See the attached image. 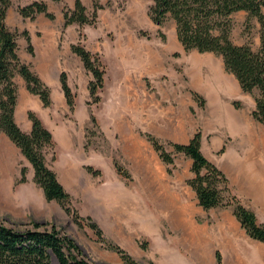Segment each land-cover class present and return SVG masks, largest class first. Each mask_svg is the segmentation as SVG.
<instances>
[{"label":"rangeland","instance_id":"374dc122","mask_svg":"<svg viewBox=\"0 0 264 264\" xmlns=\"http://www.w3.org/2000/svg\"><path fill=\"white\" fill-rule=\"evenodd\" d=\"M31 1L9 0L5 24L17 34L19 59L49 89L57 85V74L62 71L60 58L68 43L77 40L78 32L83 35V45L88 50L90 36L95 32L101 31L106 39L97 52L104 74L102 88L96 92V103L90 102L86 89L90 74L82 65L73 69L75 76L70 77L68 84L74 95L72 110L67 105L62 110L41 107L37 96L26 90L23 79L18 75L13 78L16 87L13 116L17 125H21L28 110L35 115L39 112L38 117L42 114L50 121L59 140L79 144L75 175L62 181L70 195V205L79 215L89 216L98 225L102 238L137 264H264V245L245 235L231 207L204 210L197 205L193 191L186 184L192 175L190 160L174 153L170 146V143H185L198 131L202 153L221 171L233 157L264 158V128L251 119L250 112L247 116L254 123L255 134L239 132L228 124L232 118L240 121L235 113L240 112L237 109L241 105L239 108L231 105L236 111H229L215 104L217 95L222 97L232 82L236 84L223 70L220 57L208 52L184 51L175 38L172 20L160 25L150 21L147 10L151 0H96L102 9L97 11L93 29L86 32L87 46L80 28L88 25L75 30L61 26L62 8L72 4L65 0H39L46 4L53 19L42 14L32 19L21 17L16 7ZM91 1L82 2L87 12ZM245 18L244 12L233 14L230 38L235 44L247 39L255 49L258 23L249 17L245 28ZM22 31L28 35L31 52ZM147 50L156 57L148 56ZM48 56L52 62L49 68L47 63L41 70L40 63L48 62ZM39 70L48 71L49 80ZM198 80L201 83L195 84ZM193 92L199 99L193 98ZM255 93L249 94L252 100ZM25 97L36 105L32 101L26 104ZM55 131H52L54 137ZM143 133L155 137L171 153L172 165L160 161ZM54 140L56 162H47L52 167L62 160L60 144L56 137ZM253 141L256 148L251 144ZM239 142L243 143L242 148H236ZM113 160L127 171L130 179L115 173ZM6 163L0 159V190L6 187L9 193L6 204L0 197L1 224L15 231L30 229L32 222L44 225L41 229L54 225L74 242L88 264H120L116 253L97 242L86 226L78 229L57 202L53 201L57 209L47 204L48 201L36 208L26 203L25 200L35 197L33 191L21 187L37 185L32 178L25 177L26 167L18 157L13 165ZM86 166L98 173L92 175L85 170ZM171 166V173L167 174L166 168ZM21 167H24V182H18ZM227 168L229 178L225 176L231 192L255 213L258 222H264L262 207L250 205L242 197L243 189L235 180L234 168L231 164ZM7 174H10L8 183L4 180ZM25 191L32 198L25 197L29 194ZM189 225L194 228L192 234Z\"/></svg>","mask_w":264,"mask_h":264},{"label":"trees","instance_id":"16d2710c","mask_svg":"<svg viewBox=\"0 0 264 264\" xmlns=\"http://www.w3.org/2000/svg\"><path fill=\"white\" fill-rule=\"evenodd\" d=\"M58 2L60 0H51ZM9 0H0V132L5 134L19 150L32 168V181L42 190L45 201L54 200L78 229L86 226L95 240L103 243L105 249L119 256L120 264H137L129 255L117 246L102 238L98 225L89 217L81 216L70 205V195L57 180L55 172L45 160L50 152L53 159V140L51 133L42 125L34 112L28 110L26 118L30 122L28 132L22 131L14 120L16 87L13 78L18 75L25 82L26 90L36 95L42 107L51 103L49 87L23 63L18 56L14 31L5 24V14ZM102 5L91 1V9L86 11L80 0H73L71 7L62 8V28L75 24L92 26L96 22L97 11ZM17 13L32 19L38 14L53 19L43 1L33 0L16 7ZM243 11L247 19L255 18L258 23V46L253 49L246 39L235 44L230 38L232 14ZM150 21L155 25L170 19L174 25V35L184 51L195 50L199 53H212L221 59L223 70L230 74L243 93L253 95L251 118L264 128V0H151L147 10ZM31 52L26 31H22ZM83 35L78 32L75 42L69 44V50L76 55L85 71L90 74L86 89L91 103L98 101L97 90L102 88L104 69L97 52H90L83 45ZM59 87L69 110L73 108V97L63 71L58 74ZM193 98L199 99L195 92ZM239 108L238 101L231 102ZM91 121L93 117L90 116ZM150 143L158 158L165 165H172V155L165 151L155 137L142 134ZM174 153H181L190 160L191 177L186 184L193 191L197 205L202 209L231 207L232 215L245 235L264 245V222H258L255 213L246 207L231 192L224 173L209 161L200 151V134L195 131L185 143H170ZM114 171L124 179H130L126 170L113 160ZM171 167L166 168L167 174ZM92 175L98 173L86 166ZM24 167L19 169L18 182H24ZM31 223L30 229L15 231L0 223V264H88L74 242L58 227ZM215 260L218 257L215 254Z\"/></svg>","mask_w":264,"mask_h":264},{"label":"crops","instance_id":"0c3cea01","mask_svg":"<svg viewBox=\"0 0 264 264\" xmlns=\"http://www.w3.org/2000/svg\"><path fill=\"white\" fill-rule=\"evenodd\" d=\"M65 1L67 2V4L73 3V0H65ZM80 1H81V3L84 2V0H80ZM241 12H243V11H241ZM233 14H232V17H233ZM71 27H73L74 30H75V28H77V26H75L74 24H71V25L67 26L65 28V30H67ZM91 29H93L92 26L91 27L85 26L84 28H82V27L80 28L81 32H83L85 35L84 43L88 39L86 36V34H87L86 32H88L89 30L91 31ZM105 40L106 39L103 37V34L101 31H100V33L95 32L94 34H92L90 36V39H89V42H91L89 51L99 52L100 51V45ZM70 43H72V42H70ZM70 43H68L67 49H65V51H63L62 58H60L62 71L65 73V76L67 78V82H68L67 84L71 83L70 77L74 78V76H75L73 69H75V68L77 69V67H80L82 65L79 58L70 52V50H69V44ZM85 45L87 46L86 43H85ZM47 61H48V68H49V64H50V62H52V58L50 56H48ZM39 71H41V70H39ZM41 72L44 75H46V77L49 80L48 71L47 72L41 71ZM58 74H57V82H58ZM237 87H238L237 83L235 84L234 82H232L231 87L228 90H226V91L224 90L222 92V97L220 95H217V98L215 100V102H216L215 104L218 107L222 106L226 110L236 111L232 108L231 101L232 100L239 101L241 107L237 110H240V112L236 111L235 115L237 114V116L240 117V121L233 120V118L231 117L232 118L231 122L228 124H230L231 127L238 129L239 132H242L244 130L247 132H251L252 134H255L254 133V126H253L254 123L252 121H250L248 116H247V113H249L253 108V100L250 98L249 94L241 92L239 87L238 88ZM49 91H50L49 96H50L51 103L48 107H54V108L58 107L62 110V107L64 105H66V103H65L64 97L62 95V92L60 90L59 82L57 83V85H55L54 89L50 88ZM25 98L27 100V102H25L26 104L29 103L30 101H32V103L34 105H36V102H34L33 100H30L27 97H25ZM40 105H41V103H40ZM48 107H45V108H48ZM38 113L39 112H36L37 117H38ZM249 115H250V113H249ZM38 119L40 120L42 125L51 133V136H52V131H55V130L51 129L50 121L48 119L42 117V114H41V116L38 117ZM222 124L225 125L224 123H221V125ZM19 128L24 132H28L30 129L29 120L24 117V120L21 123V125H19ZM55 137L60 144V151L62 152L61 153L62 154V160L60 161V163L58 162V165H55V167H52V165L50 167L55 172L57 180L60 182V184L63 186V188L66 189V187H65L64 183H62V181L64 179H67V178L73 179V177L75 175V170H76L75 168L77 166L76 156L79 154V144L73 143V142L65 140L63 138L61 140H59L56 136V131H55ZM55 137L52 136L53 149H54V145H55V140H54ZM247 144H249V143H247ZM251 144H252L253 148L257 147V143L255 141L251 142ZM200 147H202L201 141H200ZM239 147L242 148L243 143L239 142L237 144L236 148H239ZM200 151L202 153V149ZM53 152H54V150H53ZM203 155H204V157H206L205 154H203ZM16 157H18V159H20L22 161V165L24 167H26L25 177L32 178V168H31L30 164L21 155L19 150L11 143V141L7 138V136L0 132V159L3 160L4 162L11 163L13 165V162L16 160ZM44 157H45V160L47 162L49 161L50 164L56 162L55 154H53V159H51L50 152L46 153ZM6 164H5V166H6ZM228 164L232 165V168H234V171L237 174L235 177V180L237 179L241 184V188L243 189L242 197L243 198L246 197L249 200L250 205L261 206L262 209L264 210V158H261V159H255L254 158V159L250 160L249 158L239 159L237 157H233L231 161H228L227 164H225L223 166L224 170L222 172L224 173V175L225 174L227 175V172H228L227 165ZM27 172H29V175H27ZM4 173H5V171H4ZM227 176L229 178V175H227ZM9 177H10V174L4 175L5 182L8 183L10 181ZM230 178L234 179V177H232V176H230ZM227 180H229V179H227ZM21 188H27V190L33 191L35 198L30 199V200H25V202L29 203V205L31 204L33 207L36 208L37 205L40 206V204L43 201H45L43 198L42 190L38 186L34 187V186H26L25 185ZM26 193L31 194L30 192H26ZM53 201L54 200H50L47 202V204L52 205L53 208L57 209L58 207L56 206L55 202H53Z\"/></svg>","mask_w":264,"mask_h":264},{"label":"bare ground","instance_id":"6f19581e","mask_svg":"<svg viewBox=\"0 0 264 264\" xmlns=\"http://www.w3.org/2000/svg\"><path fill=\"white\" fill-rule=\"evenodd\" d=\"M144 51V50H143ZM148 51V53H147V55L148 56H154V57H156L155 55H154V53L152 52V51H150V50H147ZM138 54H139V52H138ZM143 54V53H142ZM141 57V56H140ZM142 58V57H141ZM144 58H145V54H144ZM147 59V58H146ZM144 61V60H143ZM142 61V62H143ZM145 62V61H144ZM47 63L48 62H44V61H42L41 63H40V66H39V68L41 69V70H44L45 68H46V66H47ZM150 63H151V61H150ZM200 81L198 80V81H196V83L195 84H198ZM201 83V82H200ZM7 190V188L6 187H3L1 190H0V197H2L1 199H3V201H4V203L6 204L7 203V199H8V197H9V193L6 191ZM32 195L31 194H27L25 197H28V199H30V198H32L31 197ZM186 212V211H185ZM186 214V213H185ZM182 217V216H181ZM191 219V218H190ZM188 230H189V232L192 234L193 233V231H194V228H193V226L192 225H189L188 227Z\"/></svg>","mask_w":264,"mask_h":264}]
</instances>
